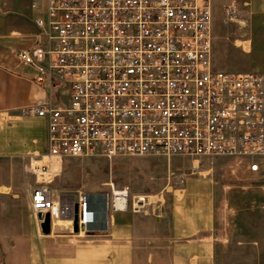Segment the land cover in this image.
I'll list each match as a JSON object with an SVG mask.
<instances>
[{
  "label": "built area",
  "instance_id": "obj_1",
  "mask_svg": "<svg viewBox=\"0 0 264 264\" xmlns=\"http://www.w3.org/2000/svg\"><path fill=\"white\" fill-rule=\"evenodd\" d=\"M32 8L37 32L15 55L43 91L27 110L47 122L45 150L29 157L39 226L49 215L51 225L77 219L78 234H98L112 213L150 204L112 184L56 194L51 167L69 157L245 158L260 170L264 75L214 67L211 0H32Z\"/></svg>",
  "mask_w": 264,
  "mask_h": 264
},
{
  "label": "crops",
  "instance_id": "obj_2",
  "mask_svg": "<svg viewBox=\"0 0 264 264\" xmlns=\"http://www.w3.org/2000/svg\"><path fill=\"white\" fill-rule=\"evenodd\" d=\"M250 13L248 24H264ZM39 15L32 0H0L1 264H216L212 202L191 185L169 214L112 213L103 233L78 234L71 222L55 221L44 234L36 223L27 161L45 150L47 122L27 113L43 91L15 51L29 45Z\"/></svg>",
  "mask_w": 264,
  "mask_h": 264
},
{
  "label": "rangeland",
  "instance_id": "obj_3",
  "mask_svg": "<svg viewBox=\"0 0 264 264\" xmlns=\"http://www.w3.org/2000/svg\"><path fill=\"white\" fill-rule=\"evenodd\" d=\"M211 1L214 67L230 73L264 74V24H248L251 11L264 21V0ZM231 7L239 12L229 15ZM28 24L26 30L32 29L31 21ZM239 40L250 41L251 51H245L246 44ZM257 160L260 170L252 172L245 158L69 157L59 165L51 187L56 194L78 198L85 192L109 190L111 184L127 186L131 202L158 197L142 214H169L185 188L175 185L173 177L186 176L185 185L212 202L216 264H264V158ZM28 177L29 185L35 186L30 168Z\"/></svg>",
  "mask_w": 264,
  "mask_h": 264
},
{
  "label": "bare ground",
  "instance_id": "obj_4",
  "mask_svg": "<svg viewBox=\"0 0 264 264\" xmlns=\"http://www.w3.org/2000/svg\"><path fill=\"white\" fill-rule=\"evenodd\" d=\"M238 42H240L241 44L243 43V44H246L245 46H244V48H245V51H247V52H250L251 51V46H250V41H238ZM241 46V45H240ZM59 167H61V166H58V165H52V167L51 168H53V170L55 171V172H59L60 171V169H59ZM181 194H182V190L181 191H179ZM184 194V193H183ZM158 199V197L157 196H151L150 197V201H156Z\"/></svg>",
  "mask_w": 264,
  "mask_h": 264
},
{
  "label": "water",
  "instance_id": "obj_5",
  "mask_svg": "<svg viewBox=\"0 0 264 264\" xmlns=\"http://www.w3.org/2000/svg\"><path fill=\"white\" fill-rule=\"evenodd\" d=\"M42 230L44 234H49L51 231V222H50V216L47 215L44 223L42 224ZM74 230L77 232L78 225H77V219L74 221Z\"/></svg>",
  "mask_w": 264,
  "mask_h": 264
}]
</instances>
